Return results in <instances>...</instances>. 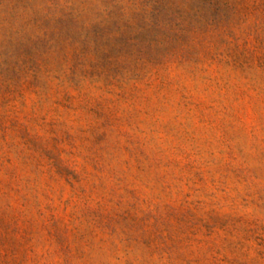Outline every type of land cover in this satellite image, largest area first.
<instances>
[{"label": "rangeland", "instance_id": "obj_1", "mask_svg": "<svg viewBox=\"0 0 264 264\" xmlns=\"http://www.w3.org/2000/svg\"><path fill=\"white\" fill-rule=\"evenodd\" d=\"M0 264H264V0H0Z\"/></svg>", "mask_w": 264, "mask_h": 264}]
</instances>
